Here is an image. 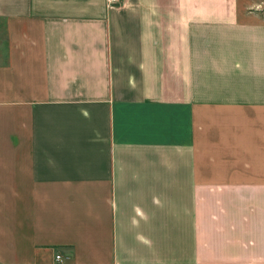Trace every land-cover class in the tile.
Masks as SVG:
<instances>
[{
    "label": "crops",
    "instance_id": "crops-1",
    "mask_svg": "<svg viewBox=\"0 0 264 264\" xmlns=\"http://www.w3.org/2000/svg\"><path fill=\"white\" fill-rule=\"evenodd\" d=\"M107 1L0 0V264H264V16Z\"/></svg>",
    "mask_w": 264,
    "mask_h": 264
},
{
    "label": "rangeland",
    "instance_id": "rangeland-1",
    "mask_svg": "<svg viewBox=\"0 0 264 264\" xmlns=\"http://www.w3.org/2000/svg\"><path fill=\"white\" fill-rule=\"evenodd\" d=\"M239 3L240 11H244L245 9H254L262 16H264V0H237Z\"/></svg>",
    "mask_w": 264,
    "mask_h": 264
},
{
    "label": "built area",
    "instance_id": "built-area-1",
    "mask_svg": "<svg viewBox=\"0 0 264 264\" xmlns=\"http://www.w3.org/2000/svg\"><path fill=\"white\" fill-rule=\"evenodd\" d=\"M118 1L119 0H108L107 2H108V4H111V3H114V2H118ZM56 256H57L58 259L62 258L61 254H59V253Z\"/></svg>",
    "mask_w": 264,
    "mask_h": 264
}]
</instances>
